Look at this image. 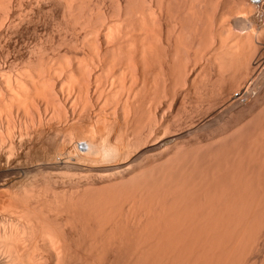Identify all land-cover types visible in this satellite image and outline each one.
Wrapping results in <instances>:
<instances>
[{
	"label": "bare ground",
	"instance_id": "6f19581e",
	"mask_svg": "<svg viewBox=\"0 0 264 264\" xmlns=\"http://www.w3.org/2000/svg\"><path fill=\"white\" fill-rule=\"evenodd\" d=\"M260 11L0 0V264H264Z\"/></svg>",
	"mask_w": 264,
	"mask_h": 264
},
{
	"label": "rangeland",
	"instance_id": "374dc122",
	"mask_svg": "<svg viewBox=\"0 0 264 264\" xmlns=\"http://www.w3.org/2000/svg\"><path fill=\"white\" fill-rule=\"evenodd\" d=\"M255 1H259V0H255ZM263 12H257L256 13V15H257V24L259 25V26H263L264 25V14H262ZM263 59H264V50H263ZM247 80V79H246ZM245 81V80H244ZM249 81V80H248ZM251 87H252V89H251V91H250V93L248 94V96H247V98L246 97H242V102H249V101H251V100H253V98L256 96L257 97V95H259V94H261V93H263V91H264V87H262V85H259V83L258 84H256V86L254 87V83H252L251 84ZM234 89V88H233ZM235 90V89H234ZM234 90H232V91H234ZM236 92L237 91H234V94H236ZM240 95V94H239ZM238 95V96H239ZM238 96H235V97H238ZM192 102V101H191ZM191 105H192V103H191ZM194 105V106H193ZM193 105H192V107H195V106H197V105H199V107H200V102L198 103V102H196V105H195V102H194V100H193ZM189 107H191L190 106V103H189V106L187 107V109L189 108ZM198 107V106H197ZM220 109H221V107H219ZM218 109V108H217ZM219 110V109H218ZM220 111V113H221V110H219ZM219 111H217V112H219ZM222 113H223V115H225V113L222 111ZM222 113L220 114V116L222 115ZM219 114V113H218ZM222 115V116H223ZM0 210H1V208H0ZM1 212V211H0Z\"/></svg>",
	"mask_w": 264,
	"mask_h": 264
}]
</instances>
